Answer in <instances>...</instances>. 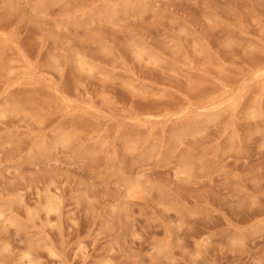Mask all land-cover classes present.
Here are the masks:
<instances>
[{
	"label": "rangeland",
	"instance_id": "1",
	"mask_svg": "<svg viewBox=\"0 0 264 264\" xmlns=\"http://www.w3.org/2000/svg\"><path fill=\"white\" fill-rule=\"evenodd\" d=\"M16 1L0 264H264V0Z\"/></svg>",
	"mask_w": 264,
	"mask_h": 264
},
{
	"label": "bare ground",
	"instance_id": "2",
	"mask_svg": "<svg viewBox=\"0 0 264 264\" xmlns=\"http://www.w3.org/2000/svg\"><path fill=\"white\" fill-rule=\"evenodd\" d=\"M3 2H6V8H9L10 10H14L17 8V1L16 0H2ZM59 0H46L40 3L39 10L45 11L50 5L56 3ZM127 0L125 3H123L121 6H114L108 7V8H101L96 13L98 16H108L113 19H117L121 17L123 14L129 12L130 10H135L138 7L139 8H146L145 4L142 0ZM92 13V14H96ZM11 22H6L0 24V82L5 84L8 82V86L11 84L9 82V77H11V74L13 72V69L16 66H21L23 61L26 60V54L24 52H21L19 54H15V50L13 48V42H14V33L10 30ZM18 48L19 45L17 44ZM142 52V51H141ZM78 65L80 67H85L87 65V62L83 60L82 58H79L77 60ZM18 63V64H17ZM259 73H264V64L263 66L258 70ZM22 72H20L21 74ZM6 77L5 80L2 78ZM217 104L216 101H210L209 105H215ZM19 103L17 101L10 100L9 96L6 95L2 98H0V117H4L7 115L10 111H19L20 110ZM61 140L67 141V138L65 136H62ZM131 189H135L134 185L130 186ZM46 205V211L47 213L53 212L57 210V206L53 203V200L48 199ZM103 264H108L107 262H104Z\"/></svg>",
	"mask_w": 264,
	"mask_h": 264
}]
</instances>
